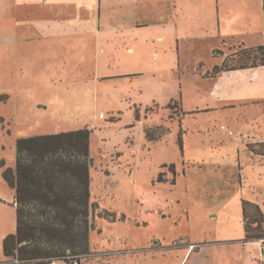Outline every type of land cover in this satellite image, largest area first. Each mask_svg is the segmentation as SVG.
<instances>
[{
    "label": "rangeland",
    "instance_id": "rangeland-1",
    "mask_svg": "<svg viewBox=\"0 0 264 264\" xmlns=\"http://www.w3.org/2000/svg\"><path fill=\"white\" fill-rule=\"evenodd\" d=\"M12 8L0 0V264H19L3 254L16 212L2 173L17 139L84 128L97 209L83 264H264V239L243 246L245 225L259 234L252 219L264 234V159L250 150L264 104L210 98L200 74L217 64L212 42L182 33L155 59L97 65L104 51L75 36L17 42ZM249 53L222 52L230 68L251 65Z\"/></svg>",
    "mask_w": 264,
    "mask_h": 264
},
{
    "label": "crops",
    "instance_id": "crops-1",
    "mask_svg": "<svg viewBox=\"0 0 264 264\" xmlns=\"http://www.w3.org/2000/svg\"><path fill=\"white\" fill-rule=\"evenodd\" d=\"M2 1L13 7L17 42L75 36L83 44L104 51L103 61L96 55L97 65H109L117 57L120 61L155 59L174 44L171 37L178 38L182 33V39L188 38L194 45L200 40L212 42L217 64L200 74L209 82L205 90L210 98L225 104V108L241 101L264 104V64L214 74V68L227 60L223 51L264 47V0ZM106 51L113 54L106 56ZM218 51L220 56L215 55ZM259 144H264V138L258 140ZM252 154L264 159L263 155ZM243 246L261 248V242H243ZM251 257L253 264L258 257Z\"/></svg>",
    "mask_w": 264,
    "mask_h": 264
},
{
    "label": "trees",
    "instance_id": "trees-1",
    "mask_svg": "<svg viewBox=\"0 0 264 264\" xmlns=\"http://www.w3.org/2000/svg\"><path fill=\"white\" fill-rule=\"evenodd\" d=\"M251 65L230 68L226 62L214 68L222 71L264 64V47L248 49ZM262 54L261 58L252 56ZM91 131L88 128L65 133L19 138L15 167L2 177L13 192L16 229L3 240V254L9 263L83 264L90 253V233L97 204L91 202ZM250 150L264 156V144ZM254 230H262L263 219H252ZM251 236L245 225L246 241L263 240V231Z\"/></svg>",
    "mask_w": 264,
    "mask_h": 264
}]
</instances>
